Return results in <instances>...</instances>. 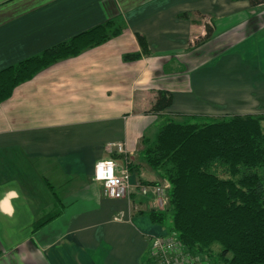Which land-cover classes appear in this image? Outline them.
<instances>
[{"label": "crops", "instance_id": "obj_1", "mask_svg": "<svg viewBox=\"0 0 264 264\" xmlns=\"http://www.w3.org/2000/svg\"><path fill=\"white\" fill-rule=\"evenodd\" d=\"M112 18L122 33L0 102V264H160L151 239L170 226L138 185L170 187L145 162L146 139L165 117L264 115V3L249 0H0V70ZM159 90L172 104L153 113ZM111 142L126 146L125 198L93 178Z\"/></svg>", "mask_w": 264, "mask_h": 264}, {"label": "trees", "instance_id": "obj_2", "mask_svg": "<svg viewBox=\"0 0 264 264\" xmlns=\"http://www.w3.org/2000/svg\"><path fill=\"white\" fill-rule=\"evenodd\" d=\"M122 31L121 20L112 18L1 69L0 102L44 68ZM212 34L213 28L206 25V35L196 42ZM137 38L142 53L148 54L146 38L139 34ZM140 56L130 53L124 58L131 61ZM171 104L172 93L159 90L151 112H163ZM204 119L185 122L169 117L155 138L146 139L144 160L170 185L173 230L188 253L203 255L219 244L220 256L228 264H264V115ZM150 217L162 222L165 215L152 211ZM45 223L42 220L37 226Z\"/></svg>", "mask_w": 264, "mask_h": 264}, {"label": "built area", "instance_id": "obj_3", "mask_svg": "<svg viewBox=\"0 0 264 264\" xmlns=\"http://www.w3.org/2000/svg\"><path fill=\"white\" fill-rule=\"evenodd\" d=\"M108 152L126 153L123 143L111 142ZM127 166L121 167L112 157L104 158L96 163L93 178L103 184L105 195L110 198H125L130 194L132 183ZM143 195L153 194L161 205L168 202L165 187L160 184L138 185ZM151 251L160 264H189L195 262L192 254L185 250L180 240L172 235L155 236L151 239ZM199 260V258H197Z\"/></svg>", "mask_w": 264, "mask_h": 264}, {"label": "rangeland", "instance_id": "obj_4", "mask_svg": "<svg viewBox=\"0 0 264 264\" xmlns=\"http://www.w3.org/2000/svg\"><path fill=\"white\" fill-rule=\"evenodd\" d=\"M168 120L167 117H165L164 122H166ZM178 120L181 121H185V122H198V121H203L201 119H197L194 117H184V118H178ZM145 148V144L143 145V150ZM126 153H122V154H117L115 151H112L110 155H112V158L114 156V159L116 162H118V159L115 157L117 155H122V156H126ZM144 158V157H143ZM128 161V160H127ZM126 166L128 167V170L130 172L131 175V169H130V163L126 162ZM153 184V183H152ZM170 187V185H169ZM166 190V188H165ZM166 194H167V190H166ZM168 197V202L165 205H161L160 203H156V206H158V209H161L165 215L164 219L162 222H166L167 224H169V235L175 236L177 237V233L175 230H173V217H172V210H170L169 208V196L167 194ZM158 212H160L159 210H157ZM221 253V246L219 244H214L209 250H207V252L205 254H192L195 258V262L191 261L189 264H228L225 260L224 257L222 258V256H220ZM231 255L229 254L228 257H230ZM197 258H199V260H197Z\"/></svg>", "mask_w": 264, "mask_h": 264}]
</instances>
